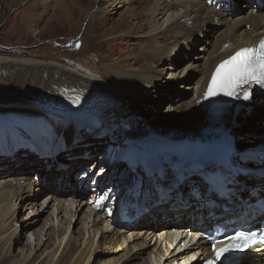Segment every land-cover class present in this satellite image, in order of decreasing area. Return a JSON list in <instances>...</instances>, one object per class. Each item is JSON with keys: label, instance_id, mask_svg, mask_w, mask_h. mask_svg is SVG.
I'll use <instances>...</instances> for the list:
<instances>
[{"label": "bare ground", "instance_id": "bare-ground-1", "mask_svg": "<svg viewBox=\"0 0 264 264\" xmlns=\"http://www.w3.org/2000/svg\"><path fill=\"white\" fill-rule=\"evenodd\" d=\"M173 1L177 5H182L181 9L169 12L163 0H157L145 14L149 34L143 36L147 39L143 46L146 52L143 54L150 63L149 61L142 62L144 64L139 61L129 62L130 68L119 76L90 78L54 62H32L0 57V74L2 73L0 86L9 85L10 82V85L15 83L16 88L18 84L23 83L27 93L38 97L36 100L39 101L40 106L37 108L47 114L49 122L46 124L36 123L35 127H26L31 143L37 142L41 147L48 148L45 150L48 151L55 144L50 137L53 131L52 126L56 131L66 132H73L80 127H84L85 130L91 127L90 130L93 132L97 125L100 127L97 119L99 117L106 123L103 126L113 131H120L118 135L113 132L107 135L109 142L112 143V147L106 153L109 157L119 155L129 144L134 145L153 135L163 133L172 135V132H167L163 128L172 125L169 119L174 116L182 122L178 128L183 131L196 129L205 124L209 117L199 99L210 68L217 60L243 45L256 42L258 37L264 34V0L261 5L256 6V11H253L251 6L243 10L238 5L239 0H230L228 7L223 9L213 8L204 0ZM181 20L191 22L189 26L180 27L178 23ZM170 23H172L171 26H169ZM245 24H248L250 29H246ZM196 25L199 26L197 29ZM216 25L224 27L221 31L223 38L213 39L218 43L209 50L211 54L203 58V62L200 63L198 62L202 58L200 55L183 58L195 48L199 37L207 36L206 32ZM165 29H170L169 35H163ZM116 33L118 32L112 33L113 36L116 37ZM207 39V43L204 42V44H211L209 37ZM223 44H227V47L222 48ZM199 49L201 50V46ZM179 55L182 56V60ZM166 61L172 66L163 68ZM176 65L179 67L177 68ZM194 71L200 73V78L193 84L190 80L188 81V75ZM7 72L8 77L3 75ZM142 88L150 90L145 99L148 105H154V102L160 101L169 89L190 91L193 103L191 106L184 105L185 109L181 111L173 107L167 109V113L164 112V114L167 115L168 120L161 128L159 124H151L147 120L148 114L151 113L146 111L147 107L143 106L144 110L140 114H138L139 107L130 108L129 99H134V94ZM234 104V101L226 102L229 108ZM150 108L151 106L148 107L149 110ZM184 124L189 126H182ZM261 124L262 121L259 120L255 127ZM126 125L130 128L125 132L123 129ZM97 134L98 132L94 133V135ZM65 149L69 150L70 146ZM83 151L81 152L85 155L88 149ZM70 153L76 155L77 152L71 149ZM15 157L17 155L13 156ZM61 162L62 160L56 158L57 167ZM7 166L9 163L0 162V169ZM15 172L20 173L18 170H10L8 176H2L6 172L2 170L0 172V264H183L194 256L196 258L191 260L190 264H198L200 256L208 254L204 243L195 241V238H193V245L187 246L183 251H180L181 246L177 244L162 251L156 244H149L145 240L135 238L137 235L152 236L158 232L165 234L169 241L172 239L173 243L178 237L182 238L186 234L184 229L188 226L178 227L179 225L196 224V217L192 221L185 218L190 215V208L172 209L169 203H162L150 212V219L156 221L155 223L139 221L114 228L107 223V220L106 222L100 215L93 213V208L88 207L89 204L85 198H82L83 193L77 191L76 180L70 183L67 171H62L59 174L60 180L56 182L58 192L71 191V194L64 196H56L58 193L53 190L43 194L46 190H41V180L40 182L30 180L27 177L29 173L27 169L22 174ZM128 175H130L129 172ZM45 177L46 175L43 178ZM107 179L117 182L118 187L121 186V177L106 176L104 181ZM83 184L84 182L81 184V189ZM45 188H48V185ZM90 193L93 192L90 191ZM41 196L46 199L45 202L39 203L37 199ZM24 201L26 202L23 210L29 208L28 216L31 215L34 219L22 221V224L19 221L16 222L15 214L21 209ZM45 213L47 216L45 220L43 219V228L40 226L38 229H33L30 232L31 238H27L22 248L17 250V256H11L13 241L19 235L18 229L32 227ZM174 214L181 217V220L174 219ZM192 215L194 216V213ZM168 218L172 220L166 221ZM160 221L164 222L160 223ZM202 221V225H209L206 219L202 218ZM47 228H51V232H47ZM176 228L178 231L175 230ZM199 231L194 230L193 233H199ZM256 254L258 258L249 264L264 263V258H261L259 253Z\"/></svg>", "mask_w": 264, "mask_h": 264}, {"label": "rangeland", "instance_id": "rangeland-1", "mask_svg": "<svg viewBox=\"0 0 264 264\" xmlns=\"http://www.w3.org/2000/svg\"><path fill=\"white\" fill-rule=\"evenodd\" d=\"M156 1L157 0H0V57L23 59L32 62H54L78 71L90 78L119 76L123 71H127L130 68V66H128L129 62L133 63V61H139L140 63H146L149 61L143 54L146 52L143 46L145 42H147V39L143 36L149 34L145 14ZM163 2L165 8L169 12L179 10L181 9L180 6H182L177 5L173 0H163ZM207 5H210V3ZM246 8L247 7H244L242 9ZM190 22L191 21L188 20H181L178 25L180 27L183 25L189 26ZM171 24L172 23H170L169 26H171ZM198 25L195 26L196 29L199 27ZM115 28L117 29L114 31ZM223 29L224 27L222 25H216L214 28H210L209 31L206 32L207 36L199 37L195 48L190 50L189 54H185L183 58H185V56L190 58L200 55L202 58L199 59L198 62H203L202 59L211 54V52H209L211 47H215L218 43L214 42L213 39L217 38L221 40L223 38V33L221 32ZM166 30L167 29H165L163 33L170 34V29ZM114 32H118L116 33V37L112 34ZM209 34H211V36H208ZM220 35L221 37L218 38ZM208 37L209 40L212 41L209 45L204 44V42L207 43ZM200 46L201 50L199 49ZM179 58L180 60L183 59L181 55H179ZM168 66L172 65H169L166 61L162 67ZM176 67L178 68L179 65H176ZM0 75H2V73ZM3 75L8 77L9 73L7 72V74L4 73ZM199 78L200 73L198 71L191 72L188 75V81L190 80L193 84L197 82ZM1 84L3 85L4 83ZM8 84L9 85L0 86V159L4 156L2 148L10 145L9 149L5 151L6 153H14L17 150L20 151L18 158L15 157L17 158L16 160L9 161V158L5 159V161L9 163L15 162L16 165H18L25 162H34L35 165L41 164V168L48 160L46 164L50 163L51 166L49 171H42L46 173V177L45 179L42 177L41 183L48 185L49 188L54 187L56 185L54 182L60 180V177L57 180L54 178V176H58L60 170H62H56V158L62 160V162L58 164V167L61 168L62 165L68 167L76 160L80 161L81 159L78 158V156L81 155V151L88 149V160L93 161L94 159H100L101 154L102 156L105 154L106 149L109 147L108 145L112 144L109 142L108 137H101L97 142H91L89 137L86 136L84 138V134H79L85 130L84 127L74 129L73 132H66L56 131L52 126L53 131L50 137L54 140V134L57 135L59 143L54 141L55 144L53 146L55 148L65 149L63 147L65 136L71 135L69 138H72L74 135V140L71 144L72 147L74 146L73 151L76 150L77 153L76 155H66L67 153H63L62 151L59 155L56 154V158L52 160L46 158L37 161L32 157H37L38 154L36 152H29L31 146L24 143L22 144L21 142H28V138H30L27 132L28 128L37 126L36 123L46 124L49 122L47 114L42 113V111H40L41 109L37 108L40 106L39 101L36 100L38 97H34L32 94L27 93L25 88H23V83L18 84L19 86L16 84V88L14 87L15 83L10 85L11 83L9 82ZM149 91L150 90L147 88H142L134 94V99L130 98L129 101L131 103L130 108L136 109L139 107L138 114L144 110V107L151 106L150 110L148 108L146 109V111L151 112L147 116V120L151 124L155 123H153L152 120H158L160 118L159 116L167 112V109L170 107L180 111L181 109H185L184 105L188 106L189 104V106H191L193 103V97L190 91L169 89V91L163 94L160 101L157 103L154 102V105H148L145 99ZM138 94L139 96H137ZM24 102L30 104L28 105ZM258 119L261 121L263 120V125H258L250 134L240 139L239 142L241 144L249 139L252 133H264L263 112ZM167 120L165 122H156V124L166 123ZM182 126H189V124H184ZM26 127L28 128L26 129ZM89 128L91 129V127ZM96 132H99L98 128H95L91 133L96 134ZM31 141L30 138L29 143L33 144ZM35 144L38 145L37 142ZM85 144L86 146H83ZM58 145L61 146L59 147ZM149 145L152 147L156 146V144L153 145L152 142ZM38 148L42 151L43 157H47V155L51 153L49 150L45 151L48 148L41 147L40 145H38ZM84 156L86 157L87 154ZM25 157L31 158L26 159ZM91 157L93 159H91ZM31 160H36V162H32ZM21 166L22 165H18V167ZM18 167H11L9 165L0 170L8 171L10 168ZM67 167L64 170L68 171L70 174L72 171ZM34 170H37L36 166L31 171ZM31 171L29 173H31ZM55 171L58 173H53ZM6 173L2 174V176ZM35 174L36 173L33 175ZM8 175L9 174H6L5 176ZM42 187H44L43 184H41V188ZM57 189L56 186L53 189V191L58 193L56 196L71 194L70 190L58 192ZM46 193L47 192H45V194ZM45 199L46 197L41 196L37 201L41 203L45 202ZM25 202L26 201L22 202L23 205L21 204V209L19 211L17 210L15 214L17 223L19 221L23 224L22 221L25 222L34 219L33 216H28V212L30 211L29 208L23 210ZM45 216H47V213L41 215V220H39L37 224L35 223L32 225V227L23 230H20L21 227L18 229L19 235L16 240L13 241L14 245L11 256H17V250L22 248L21 246L27 238H31L30 232L33 229H38L40 226L43 228V219L46 218ZM49 231L51 232V228H47V232Z\"/></svg>", "mask_w": 264, "mask_h": 264}, {"label": "snow or ice", "instance_id": "snow-or-ice-1", "mask_svg": "<svg viewBox=\"0 0 264 264\" xmlns=\"http://www.w3.org/2000/svg\"><path fill=\"white\" fill-rule=\"evenodd\" d=\"M261 51L258 54H253L250 49H242L238 51L229 60L224 61L217 69V76L213 77L212 85L209 86L208 94L214 95L215 88L221 72H224V77L221 80L222 89H228V95L235 94V88L241 83L264 79V42H261ZM245 99H248V94L245 93ZM255 237V233H237L235 237L231 239L236 240V244H230L224 248L217 250V258L223 253L229 251L234 247H249L251 246L248 241ZM213 264V262H209Z\"/></svg>", "mask_w": 264, "mask_h": 264}, {"label": "water", "instance_id": "water-1", "mask_svg": "<svg viewBox=\"0 0 264 264\" xmlns=\"http://www.w3.org/2000/svg\"><path fill=\"white\" fill-rule=\"evenodd\" d=\"M227 101H234L235 104L229 108L226 105ZM238 103H239L238 101L230 100L229 98H217L214 100H208L206 102H202L201 105L204 107V109L207 110V117H209V120L206 121L205 124L200 125L196 129H188L183 131L180 128H178V125H181L182 122L179 121L180 120L179 118L174 116L171 119H169L172 121L171 122L172 125L164 127L163 129L167 130V132H172V133H182L185 131H190V133L192 134L202 133L205 134L206 136H218L224 133L225 131H227L228 129H230L238 121H241V115L239 111H241L242 108L238 105ZM159 117L160 118L158 120H152V122L153 123L165 122L168 119L167 115H165L164 113ZM159 124H160L159 127L162 128V125L165 123L163 124L159 123ZM161 135H164V133ZM159 136L160 135L156 134L144 141L152 142L153 140H155V138H158ZM191 146L194 147L195 145H191ZM242 256H243L242 253H236L226 259L221 260L219 264H237L240 261V259L243 258Z\"/></svg>", "mask_w": 264, "mask_h": 264}]
</instances>
